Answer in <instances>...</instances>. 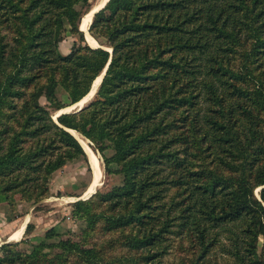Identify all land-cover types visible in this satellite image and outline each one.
<instances>
[{
  "label": "trees",
  "instance_id": "trees-1",
  "mask_svg": "<svg viewBox=\"0 0 264 264\" xmlns=\"http://www.w3.org/2000/svg\"><path fill=\"white\" fill-rule=\"evenodd\" d=\"M91 9L0 0V202L37 203L56 171L89 165L68 130L121 177L71 204L80 241L54 225L29 248L3 243L0 264H165L170 235L171 264H264V0H109L97 47L80 30ZM105 69L92 101L55 119Z\"/></svg>",
  "mask_w": 264,
  "mask_h": 264
},
{
  "label": "rangeland",
  "instance_id": "rangeland-1",
  "mask_svg": "<svg viewBox=\"0 0 264 264\" xmlns=\"http://www.w3.org/2000/svg\"><path fill=\"white\" fill-rule=\"evenodd\" d=\"M102 1L103 0H91V7H93L94 5H99L100 3H102ZM87 15L84 16V21ZM90 21L88 22V26ZM88 26L84 32L87 42L92 46L96 45L93 47L100 46L97 40L88 31ZM82 27L83 23L81 25V28ZM87 34H89L94 39V41H89L87 38ZM76 40L78 41L77 35L70 33L66 34L65 39L59 45L60 52L62 54L70 53L71 48ZM107 49L112 51V48ZM99 77L101 76H98V78ZM95 81L94 87L91 88L90 93L85 97V99L83 98L80 101L81 103L78 102L77 106H83L84 102L87 105L92 101L93 97L95 96V89L99 88L100 86H95ZM58 95L64 102L69 101L64 90L60 89ZM41 103L47 105L46 99L41 98ZM71 106L58 111L55 114V118L58 114H60V112H71L69 111L72 108ZM89 146L94 157L97 159L99 169L101 168V182H98L97 180L92 182L93 172L92 169L89 170V168H91L90 164L88 165L87 162H85L84 160H76L67 163V165H65L62 169L56 171L52 175V178L49 182V194L41 201H38L37 203L33 204L26 201H22L20 194H12L11 198L13 199L14 204H10L8 201L0 202V246L6 242L21 243V240L24 239L25 242L22 243L20 247L29 248L30 243L39 242L43 238L45 232L54 225H58L59 230L64 238H71L74 241L81 240L80 234L82 231L81 229L84 226V222L82 220H77L73 218L71 204L79 199H87L97 191H107L112 188L115 184H119L121 181V177L119 175H112L106 172L100 154L96 152L93 147H91L90 143ZM89 157L90 156H88V160ZM99 169L96 172L98 176L100 173ZM27 217L30 218L29 222H27V224H21L24 220H26ZM30 222L34 225V229L29 233V235L24 236L26 227ZM24 224L25 227L20 233V235H18L16 238H11L12 235L17 230H19ZM11 229L16 230L12 233L9 238ZM170 237V243H173V245L172 248H170V253L164 257L165 264H171L172 262L177 261L180 255L179 237L175 235H170ZM112 255L114 257H122L124 255H127V250L125 248L117 246L112 251Z\"/></svg>",
  "mask_w": 264,
  "mask_h": 264
},
{
  "label": "bare ground",
  "instance_id": "bare-ground-1",
  "mask_svg": "<svg viewBox=\"0 0 264 264\" xmlns=\"http://www.w3.org/2000/svg\"><path fill=\"white\" fill-rule=\"evenodd\" d=\"M105 2H107V0H103L102 3H100L99 5H96V6L93 8V10H92L91 12H89V14H88V15L86 16V18H85V21L83 22V27H82V29H84V30L87 29L88 22L91 20V18H92V16H93L94 12H95L96 10L100 9V8L104 5ZM87 38H88L89 41H94V39H93L89 34H87ZM96 44H97V43H96ZM93 46H96V45H93ZM101 79H102V76L99 77V78L95 81V86L99 85ZM89 97H90V95H89ZM84 99H85V98H84ZM89 99H90V98H89ZM83 102H84V101H83ZM83 102H82V103H83ZM80 103H81V102H80ZM84 104H85V102H84ZM84 104H83V105H84ZM71 131H72L73 134L78 138V140L80 141V143H81L82 146L84 147L85 151H86V152L88 153V155L90 156L91 163L93 164V166H94V168H95V170H96V172H97L98 169H99V164H98L97 159L94 157V155H93V153H92V151H91V149H90V146H89L88 141H86V139H84L83 137H81L76 131H74V130H71ZM20 227H21V226H20ZM24 227H25V224H24L19 230H17V231L12 235L11 238H16L18 235H20V233L23 231ZM20 237H21V236H20Z\"/></svg>",
  "mask_w": 264,
  "mask_h": 264
},
{
  "label": "water",
  "instance_id": "water-1",
  "mask_svg": "<svg viewBox=\"0 0 264 264\" xmlns=\"http://www.w3.org/2000/svg\"><path fill=\"white\" fill-rule=\"evenodd\" d=\"M108 1H109V0H107V2H108ZM107 2H105L104 5H103L100 9H98V10H96V11L94 12L93 17H92V20L90 21L89 26H88V31H89V29H90V26H91L92 23H93V18H94V16H95V14H96L97 12H99L100 10H102V9L105 7V5L107 4ZM94 6H95V5H94ZM94 6H93V7H94ZM93 7H92V9H93ZM92 9H91V10H92ZM91 10H90V11H91ZM90 11H89V12H90ZM89 12H88V13H89ZM88 13H86L85 15H87ZM83 21H84V17L82 18L81 23H80V30L83 31V32H85V30L81 28V25H82ZM112 51H113V50H112ZM112 51H111V52H112ZM105 73H106V69H105L104 72L100 75V76H102L101 81L103 80ZM101 81H100V84H101ZM100 84H99V85H100ZM92 87H94V83H93ZM97 89H98V88L95 89V93H96ZM95 93H94V94H95ZM87 103H88V101H87ZM77 105H78V103L73 104V105L71 106V107H72L71 110H69V111H78V110H80L81 108H83V106L86 105V104H84L83 106H77ZM65 112H66V111H65ZM65 112H60V114L65 113ZM60 114H58V115L56 116L55 119H57V117H58ZM68 131H70L71 133H73L71 130H68ZM73 135H74V134H73ZM87 154H88V153H87ZM88 156H89V155H88ZM89 164L91 165L90 167H91L92 172H93V181H92V182H94L95 180H97L98 182H101V179H102L101 168L99 169V170H100V173H99V176H98L97 173H96V170H95V168H94V166H93V164L91 163L90 157H89Z\"/></svg>",
  "mask_w": 264,
  "mask_h": 264
},
{
  "label": "crops",
  "instance_id": "crops-1",
  "mask_svg": "<svg viewBox=\"0 0 264 264\" xmlns=\"http://www.w3.org/2000/svg\"><path fill=\"white\" fill-rule=\"evenodd\" d=\"M29 220H30V218L27 217L26 220H24L21 224H23V223H26V224H27V222H29ZM21 224H20V225H21ZM9 227H11V226H9ZM18 228H19V227H18ZM18 228H16V229H18ZM16 229H11V230H10L11 233H10V235H9V238H10V236L12 235V233H13ZM9 240H10V239H9Z\"/></svg>",
  "mask_w": 264,
  "mask_h": 264
}]
</instances>
